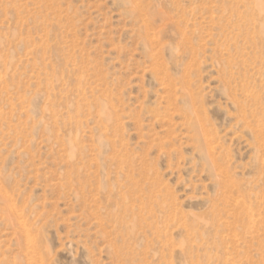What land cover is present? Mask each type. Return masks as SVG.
I'll return each instance as SVG.
<instances>
[{"label": "rangeland", "instance_id": "1", "mask_svg": "<svg viewBox=\"0 0 264 264\" xmlns=\"http://www.w3.org/2000/svg\"><path fill=\"white\" fill-rule=\"evenodd\" d=\"M0 264H264V0H0Z\"/></svg>", "mask_w": 264, "mask_h": 264}]
</instances>
